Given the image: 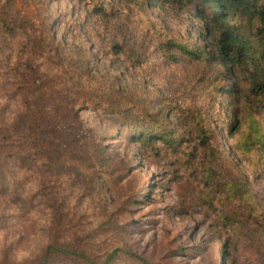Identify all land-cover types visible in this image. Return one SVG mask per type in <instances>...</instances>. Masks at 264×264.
<instances>
[{"label":"rangeland","instance_id":"1","mask_svg":"<svg viewBox=\"0 0 264 264\" xmlns=\"http://www.w3.org/2000/svg\"><path fill=\"white\" fill-rule=\"evenodd\" d=\"M81 1L0 0L8 19L31 35L44 34V41L50 35L52 45L49 55L0 64V161L20 181L18 194L0 191V264H37L48 245L78 239L96 255L127 248L134 254L133 261L124 260L130 264H256L243 240L226 229L214 233L195 205L209 163L206 150L195 142L181 153L149 151L144 161L117 113L168 109L166 121L179 133L186 125L196 128L199 110L216 114L201 69L170 63L157 51L168 38L196 36L194 12L166 6L140 14L126 0H106L115 13L104 16L85 12ZM30 67L48 87L49 106L66 127L70 148L86 152L90 166L77 151L59 177L29 166L21 137L28 111L18 87L31 76ZM221 136L235 168L247 170L227 133ZM101 171L109 172L110 185L84 177ZM253 187L264 211V178Z\"/></svg>","mask_w":264,"mask_h":264},{"label":"trees","instance_id":"2","mask_svg":"<svg viewBox=\"0 0 264 264\" xmlns=\"http://www.w3.org/2000/svg\"><path fill=\"white\" fill-rule=\"evenodd\" d=\"M105 1L80 3L87 13L113 16L114 7ZM126 1L140 14L166 6L180 13L194 12L198 20L196 36L186 41L168 38L159 44L157 51L170 63L196 64L202 71L201 82L212 97L211 109L214 106L218 109L215 115L199 110L193 117L196 128L188 130L186 125L187 130L181 133L166 121L168 109L157 112L122 109L117 113L126 122L130 146L139 148L138 156L144 161L149 159V151L155 150L160 155L184 152L195 142L202 146L209 163L195 205L212 222L214 233L221 234L224 229L232 232V237L243 240L255 252L256 264H264V211L253 187L264 178V0ZM39 35V32L31 35L28 28L17 25L0 11V64L6 58L49 55L51 36L44 41L45 35ZM29 70L31 76L21 78L18 87L28 111L21 124V137L27 145L25 158L32 169L59 177L62 171L70 170L67 161L77 150L68 144L66 127L53 117L45 81H41L33 67ZM243 108L248 109L245 115ZM169 113L176 114L174 109ZM222 132L227 133L236 157L248 165L244 172L238 171L228 157ZM217 141L223 150L212 144ZM77 152H83L82 164L90 166L92 162L86 158V152ZM108 176L109 172L102 171L84 175L96 186L110 185ZM19 183L8 164L0 161V191L16 195ZM133 258L127 248L96 255L78 239L75 243L48 245L37 264H130L126 261Z\"/></svg>","mask_w":264,"mask_h":264}]
</instances>
